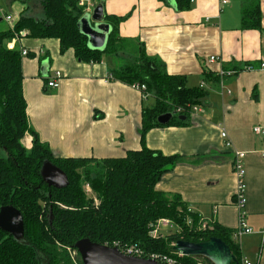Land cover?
<instances>
[{
	"label": "crops",
	"instance_id": "crops-1",
	"mask_svg": "<svg viewBox=\"0 0 264 264\" xmlns=\"http://www.w3.org/2000/svg\"><path fill=\"white\" fill-rule=\"evenodd\" d=\"M253 1L260 3L261 29H244L243 10ZM37 2L0 0V32L10 31L4 16L13 10L16 23L28 11L43 15ZM98 3L79 0L85 14ZM105 13L127 17L118 27L119 36L143 44L170 76H183L188 88L206 90L203 105L193 109L187 126L153 129L143 143L142 113L154 100L111 79L112 69L132 60L129 54L86 63L73 50L61 53L58 40L29 37L23 42L29 55L22 58V68L30 127L57 158L116 159L144 144L178 157L156 190L180 198L205 224L212 221L234 232L242 212L253 233L234 240L240 257L264 264V134L254 132L257 127L264 131V0H228L225 5L221 0H187L184 9L175 0H107ZM211 57L219 62L209 63ZM246 66L255 71H243ZM221 70L235 73L220 76ZM56 72L62 75L59 88H48ZM22 143L31 149L32 137ZM236 153L245 154L242 210Z\"/></svg>",
	"mask_w": 264,
	"mask_h": 264
},
{
	"label": "trees",
	"instance_id": "trees-1",
	"mask_svg": "<svg viewBox=\"0 0 264 264\" xmlns=\"http://www.w3.org/2000/svg\"><path fill=\"white\" fill-rule=\"evenodd\" d=\"M37 1L43 18L22 17L15 31L26 30L34 39L58 40L61 53L73 50L81 62L99 63L105 55L118 58L121 53L132 57L122 67L112 69L111 78L128 86H144L145 93L154 100L142 113L143 143L153 129L187 126L193 109L203 105L206 90L188 88L185 77L170 76L161 61L146 54L143 44L119 36L118 27L127 17L106 16V24L112 28L107 49L91 51L88 38L78 30L79 21L86 15L79 0ZM175 1L179 9L185 8L187 0ZM260 20V3L253 1L243 10V28L261 29ZM12 37L11 31L0 32V149L8 153L7 159L0 158V209L13 206L22 214L24 238L19 241L0 230V264H82L74 249L82 239L119 249L135 246L144 257L177 258L172 249L177 241L200 244L212 238L226 243L242 264L234 231L212 221L207 230L192 229L188 219L196 227L200 217L189 212L180 198L156 190L178 157L153 151L145 144L141 150L116 159L55 157L29 125L22 57L20 52L5 48ZM177 111L180 114H175L168 125L158 124L159 116ZM178 116L186 121L178 120ZM27 135L32 137L31 149L22 143ZM46 161L67 175V188L57 190L43 182L41 169ZM165 219L174 222L179 231L154 238L153 226ZM197 260L212 264L199 257L195 262L186 256L181 261L196 264Z\"/></svg>",
	"mask_w": 264,
	"mask_h": 264
},
{
	"label": "water",
	"instance_id": "water-1",
	"mask_svg": "<svg viewBox=\"0 0 264 264\" xmlns=\"http://www.w3.org/2000/svg\"><path fill=\"white\" fill-rule=\"evenodd\" d=\"M82 1L90 2L91 0ZM78 30L88 38V48L91 51L104 52L107 49L112 28L106 24L104 0L94 6L79 21ZM44 71L43 68V74ZM175 118V113L171 112L159 116L157 122L166 126ZM178 120L186 121V118L178 116ZM41 175L43 182L50 188L62 190L69 186L67 175L49 161L44 162ZM0 230L8 233L16 240H23L24 220L22 214L13 206H5L0 209ZM74 249L80 255L82 264H160L153 260L126 256L117 248L95 244L90 239L78 241ZM172 249L182 256L205 258L212 264H239L230 247L217 238L200 244L179 240Z\"/></svg>",
	"mask_w": 264,
	"mask_h": 264
},
{
	"label": "built area",
	"instance_id": "built-area-1",
	"mask_svg": "<svg viewBox=\"0 0 264 264\" xmlns=\"http://www.w3.org/2000/svg\"><path fill=\"white\" fill-rule=\"evenodd\" d=\"M191 1L194 2L195 0H191ZM221 3L223 5H225L228 3V0H221ZM88 12H90V11H88ZM4 20L10 26V31L13 32V37L9 41H7V43L5 44L6 50L9 52L18 51V52H20L22 58L27 57L29 55V52L23 46V42H24V40L29 38L28 32L26 30H23L20 32L15 31L16 21H15V18L11 14L5 15ZM218 62H219V59L217 57H211L209 60V63H211V64H215ZM260 67L262 70H264V62L261 63ZM243 71L252 72V71H255V69L253 68V66H246ZM234 73L235 72L232 73V72H225V71L221 70L219 72V75L220 76H226V75H230V74H234ZM61 79H62L61 73L56 72L55 76L47 82V87L52 88V89L59 88V82ZM132 87L143 92V97L145 99L148 98V95L144 93V91L146 90V88L144 86L134 85ZM194 110L196 111L197 108H194ZM176 114H180V111H177ZM254 132L258 135L264 134V131L259 127L255 128ZM226 136H227L226 132L221 134V137L223 139H225ZM226 147L231 148V143L230 142L226 143ZM244 158H245L244 153H236L235 154L234 169H235V173L237 174V177L239 180V186H238V192H237V204L241 208V210H242L244 203H245L244 166H243V162H242ZM168 224L170 225V223L168 221L160 220L158 222L159 226L157 225L158 227L154 228V230L151 232V235L153 237H156L158 235L161 236L159 228L161 226L167 227L166 225H168ZM204 225H205L204 227H207V226L210 227V223H207V225L206 224H204ZM252 233H253V230L246 225L245 216L241 212L240 218H239V227H238L237 231L234 232L233 239L236 241H240L244 236L251 235ZM111 248L119 249L117 246L111 247ZM119 250L122 254H124L126 256L142 258V259H147V260H153V261H156L160 264H186L183 261H181L185 257V256H182L181 254H177V258H172L169 256H162V255H150V257H144L143 251H141L139 248H137L135 246L125 247V248H122ZM74 254H76V253H74ZM197 264H205V263L198 262ZM242 264H254V263H252L248 260H245V261H242Z\"/></svg>",
	"mask_w": 264,
	"mask_h": 264
},
{
	"label": "rangeland",
	"instance_id": "rangeland-1",
	"mask_svg": "<svg viewBox=\"0 0 264 264\" xmlns=\"http://www.w3.org/2000/svg\"><path fill=\"white\" fill-rule=\"evenodd\" d=\"M12 13H9V14H11L14 18L16 17V13H15V11L13 10V11H11ZM38 15V16H37ZM22 16H24V17H33V18H36V17H38V18H41L43 15L42 14H34V12L32 11H28V12H25V13H23L22 14ZM37 19V18H36ZM4 28V26L3 25H1L0 26V30L1 29H3ZM146 91V90H145ZM145 91H144V93H145ZM142 94H143V92H142ZM146 94V93H145ZM153 103V102H152ZM0 158H3V159H7L8 158V153H7V151L6 150H4V149H0ZM88 190V194L89 195H91V196H93V192L90 190V189H87ZM186 209V208H185ZM188 210V209H187ZM189 211V210H188ZM190 212V211H189ZM166 221H168L169 223H170V225L168 224V225H166L167 227H164V226H161L160 228H159V230H160V234H161V236H156V237H154V238H161V237H165L166 235H169V234H173V233H176V232H178L179 231V228H178V226L177 225H175V223L174 222H171L170 220H168V219H165ZM188 226H190L192 229H196V230H198V231H201V230H207L209 227L207 226V227H204L205 225V223L203 222V221H200L198 224H197V226L195 227L194 226V222H193V224H192V220L189 218L188 219ZM158 225V223L155 225V226H153L154 228L155 227H158L157 226ZM207 225V224H206ZM154 228H153V230H154ZM152 230V231H153ZM174 245V244H173ZM176 254H178V253H176ZM193 260H194V262L196 261V257H193ZM198 262H202L201 260H197V263ZM196 263V264H197ZM204 263V262H203Z\"/></svg>",
	"mask_w": 264,
	"mask_h": 264
}]
</instances>
